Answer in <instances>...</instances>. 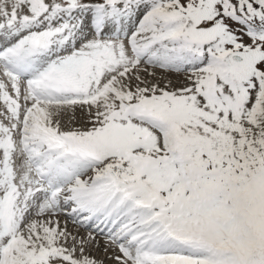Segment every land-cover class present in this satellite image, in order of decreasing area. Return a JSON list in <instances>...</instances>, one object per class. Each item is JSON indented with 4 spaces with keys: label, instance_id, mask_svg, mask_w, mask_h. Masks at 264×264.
Here are the masks:
<instances>
[{
    "label": "snow or ice",
    "instance_id": "obj_1",
    "mask_svg": "<svg viewBox=\"0 0 264 264\" xmlns=\"http://www.w3.org/2000/svg\"><path fill=\"white\" fill-rule=\"evenodd\" d=\"M101 234L264 264V0H0V264H104Z\"/></svg>",
    "mask_w": 264,
    "mask_h": 264
},
{
    "label": "rangeland",
    "instance_id": "obj_2",
    "mask_svg": "<svg viewBox=\"0 0 264 264\" xmlns=\"http://www.w3.org/2000/svg\"><path fill=\"white\" fill-rule=\"evenodd\" d=\"M159 75H162V74H159L158 73V76ZM170 78V77H169ZM170 79H176L175 77H171ZM66 218L65 217H62L61 218V222L63 223L64 222V220H65ZM68 228H69V230L70 231H74V232H79L81 235H86L87 233L85 232V230L83 229V228H78V226L77 225H75V224H73L70 220L68 221ZM98 239H99V241H98ZM101 239H104V236L102 235L101 237H99V238H97V241H98V246H96L95 247V249H94V246H92V247H90L89 249H88V252H87V254L89 255V253L91 252V250L93 251V253L95 254V255H93L97 260H103L104 261V264H111V261L110 260H107V258H108V256L107 255H109V253H106L105 251H104V248H102V250H101V254L102 255H104V257H106V258H100L98 255H96V253H97V250H98V247H99V245H100V240ZM101 247V246H100ZM94 249V250H93ZM90 250V251H89ZM104 253H103V252ZM92 256V257H93ZM97 256V257H96ZM107 262V263H106Z\"/></svg>",
    "mask_w": 264,
    "mask_h": 264
},
{
    "label": "bare ground",
    "instance_id": "obj_3",
    "mask_svg": "<svg viewBox=\"0 0 264 264\" xmlns=\"http://www.w3.org/2000/svg\"><path fill=\"white\" fill-rule=\"evenodd\" d=\"M171 78V77H170ZM180 79H182V78H180ZM74 232V231H73ZM103 234H101V235H98L97 236V238H99V237H101ZM98 241H99V239H98ZM100 245H99V247H98V250H97V253H96V255H98L100 258H106V257H104V255H102L101 254V250H102V248H104L105 247V239H101L100 240ZM101 246V247H100ZM95 247L96 246H94V249H95ZM93 249V250H94ZM90 251V250H89ZM103 252V251H102ZM104 253V252H103ZM89 255L90 256H93V255H95L94 253H93V251L91 250V252L89 253ZM108 256V255H107ZM94 257V256H93ZM97 257V256H96ZM107 260H109L108 258H107ZM107 263V262H106Z\"/></svg>",
    "mask_w": 264,
    "mask_h": 264
}]
</instances>
